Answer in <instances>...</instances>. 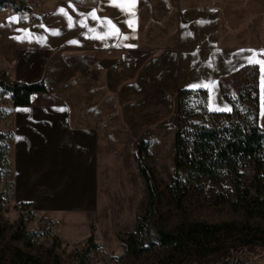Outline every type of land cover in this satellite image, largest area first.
<instances>
[{"label": "crops", "instance_id": "0c3cea01", "mask_svg": "<svg viewBox=\"0 0 264 264\" xmlns=\"http://www.w3.org/2000/svg\"><path fill=\"white\" fill-rule=\"evenodd\" d=\"M46 1L40 14L0 7V75L44 81L50 90L28 107L11 108L14 166L27 203L94 200L99 160L105 152L110 158L122 124L125 131L168 128L173 112L177 121L179 89L206 90L207 110L227 113L218 80L245 65L258 66L264 128L261 66L241 52L256 50L262 54L253 59L264 60V0H165L171 25L162 37L152 31V13L142 12L154 0ZM61 58L67 70L52 79L47 66ZM120 60L128 67H117Z\"/></svg>", "mask_w": 264, "mask_h": 264}, {"label": "trees", "instance_id": "16d2710c", "mask_svg": "<svg viewBox=\"0 0 264 264\" xmlns=\"http://www.w3.org/2000/svg\"><path fill=\"white\" fill-rule=\"evenodd\" d=\"M8 2L0 0V7ZM28 9L20 5L15 10ZM218 87L223 99L231 105L227 113L207 110L206 90L177 91L174 174L170 187L173 202L180 207L193 186L209 192L215 188L210 198L214 204H228L235 212L264 218V128L258 125V66L245 65L220 77ZM0 88L10 95L13 107H28L35 95L50 91L44 81L17 83L2 75ZM6 138L7 134L0 132L1 166L7 163ZM146 149V143L140 141L135 152L147 191L145 210L138 216L134 230L120 238L124 250L121 257L138 259L162 249L163 255L156 264H264L259 262L264 257V229L259 227L182 219L173 229H165L160 212L162 192L153 171L144 163ZM248 157L252 159L251 177L239 171ZM1 174L0 169V177ZM40 234L27 230L20 218L11 238L18 236L31 247ZM98 245L90 235L79 253L80 262ZM60 247L61 241L55 235L48 254L56 264V251ZM0 264L47 263L5 238L0 224Z\"/></svg>", "mask_w": 264, "mask_h": 264}, {"label": "rangeland", "instance_id": "374dc122", "mask_svg": "<svg viewBox=\"0 0 264 264\" xmlns=\"http://www.w3.org/2000/svg\"><path fill=\"white\" fill-rule=\"evenodd\" d=\"M20 5L34 8L40 14L47 1L9 0L5 7L15 10ZM167 5L165 0L142 4V12L145 10L148 14L152 13L155 24L152 31L159 33L160 37L163 29L171 25ZM162 17H166L168 22L162 24ZM66 65L62 58L56 59L49 63L47 71L52 79L55 74L61 78L64 75L63 68L67 70ZM262 96L264 91L261 95L260 123L264 122ZM11 108L15 107L11 105L9 95L0 88V132L8 134L4 141L8 147L7 163L0 165V224L4 227L5 238L11 239L13 244L47 264H56L48 254L55 235L61 241V247L56 251L58 264H156L163 255L162 249H157L138 259L121 257L124 250L120 238L134 230L147 201L145 183L135 159L136 146L141 140L147 145L144 163L153 171L162 192L160 212L161 224L165 229H173L182 219L207 223L235 222L264 229V218L249 217L242 211L235 212L228 204H214L210 198L215 193V188L209 192L199 191L193 186L180 207L173 202L170 187L174 174V112L168 117L166 129H157L159 124L149 123L147 128L134 127L125 131L122 124L119 136L111 150L109 149L110 158L106 157L105 152L99 160L94 200L64 204L56 200L27 203L24 200L26 194L20 192L24 180L22 171H16L14 166L15 142L10 131ZM19 180L21 183L17 191ZM20 218H23L27 230L41 232L31 247H27L18 236L11 238ZM90 235L99 245L89 253L84 262H80L79 253ZM259 262L264 263V257Z\"/></svg>", "mask_w": 264, "mask_h": 264}, {"label": "snow or ice", "instance_id": "6c2138e0", "mask_svg": "<svg viewBox=\"0 0 264 264\" xmlns=\"http://www.w3.org/2000/svg\"><path fill=\"white\" fill-rule=\"evenodd\" d=\"M136 0H130V3L131 4H135ZM61 13H64V9H60ZM66 14V13H64ZM90 15L95 19L96 18V14H95V11H93L92 13H90ZM134 15V13H133ZM16 17H12L11 20L15 21ZM108 25L111 26V28L115 29V25L112 24V21H108L107 22ZM132 21H128V24H129V27H132ZM69 26L71 27V18L69 17ZM118 31V30H117ZM53 34H59L58 32L54 31ZM127 37H125L126 39ZM71 43H76V41H71ZM132 45H129V47H131ZM244 51H249L253 54V56H256V55H261L262 53H258L256 50H241V52H244ZM253 56H250V57H246V59L248 60V63L249 64H259L261 66L260 68V71H261V88H262V91H264V60H254L253 59ZM193 87H200V85H193ZM262 105H264V96H262Z\"/></svg>", "mask_w": 264, "mask_h": 264}, {"label": "built area", "instance_id": "2783aa9c", "mask_svg": "<svg viewBox=\"0 0 264 264\" xmlns=\"http://www.w3.org/2000/svg\"><path fill=\"white\" fill-rule=\"evenodd\" d=\"M116 66H122L124 68L128 67V64L124 60L117 62ZM261 153V151H259ZM252 159L250 157L246 158L242 162V167L239 169L240 172H243L246 176L251 177L253 175V169L251 168ZM209 185V182H207Z\"/></svg>", "mask_w": 264, "mask_h": 264}]
</instances>
